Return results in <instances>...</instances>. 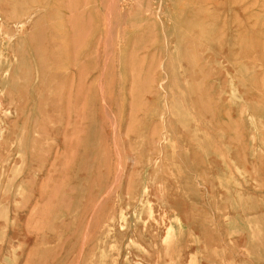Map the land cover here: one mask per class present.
I'll return each mask as SVG.
<instances>
[{
  "label": "rangeland",
  "instance_id": "1",
  "mask_svg": "<svg viewBox=\"0 0 264 264\" xmlns=\"http://www.w3.org/2000/svg\"><path fill=\"white\" fill-rule=\"evenodd\" d=\"M0 264H264V0H0Z\"/></svg>",
  "mask_w": 264,
  "mask_h": 264
},
{
  "label": "bare ground",
  "instance_id": "2",
  "mask_svg": "<svg viewBox=\"0 0 264 264\" xmlns=\"http://www.w3.org/2000/svg\"><path fill=\"white\" fill-rule=\"evenodd\" d=\"M112 3V2H111Z\"/></svg>",
  "mask_w": 264,
  "mask_h": 264
}]
</instances>
